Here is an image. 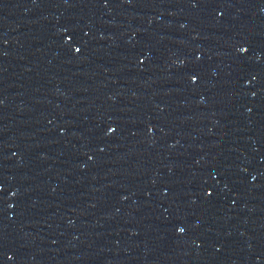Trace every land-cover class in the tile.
Instances as JSON below:
<instances>
[{"label":"water","instance_id":"95a60500","mask_svg":"<svg viewBox=\"0 0 264 264\" xmlns=\"http://www.w3.org/2000/svg\"><path fill=\"white\" fill-rule=\"evenodd\" d=\"M0 264H264V0H0Z\"/></svg>","mask_w":264,"mask_h":264}]
</instances>
